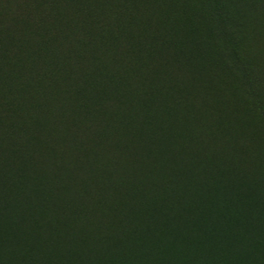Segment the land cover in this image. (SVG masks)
Instances as JSON below:
<instances>
[{
  "label": "trees",
  "instance_id": "trees-1",
  "mask_svg": "<svg viewBox=\"0 0 264 264\" xmlns=\"http://www.w3.org/2000/svg\"><path fill=\"white\" fill-rule=\"evenodd\" d=\"M68 2L65 5L69 17L62 22L59 39L50 41L25 35L22 38L7 33L0 36V130L6 124H14L20 137V147L13 151L11 136L0 134V184L11 182L12 188V194L0 192V264H264V187L246 184L244 175L238 177L246 172H234L233 166L223 171L217 167L219 162L229 159L236 147L235 138L226 130L221 133L219 127L223 124L218 119L214 122L216 138H208L202 131L197 136L199 124L210 114L204 99L199 97L195 102L196 95L180 90L177 84H158L159 65H153L156 61L150 67L136 63L139 52L152 61L162 49L156 50L145 41V35L150 41L154 38L146 26L141 28L137 8L130 5V0ZM76 37L88 58L80 51L73 52ZM101 56L106 57L105 62ZM84 62L89 65L86 70ZM67 64L71 65L70 71L78 70L82 85L70 81ZM75 89L90 92L89 107L83 108L85 116L92 112L110 116L108 124L95 127V136L109 132V141L115 142L118 138L114 120L123 125L125 139L120 141L130 156L117 159L115 171L126 177L143 160L156 157L162 168L181 169L192 182L193 197L187 202L199 209L196 217L177 220L175 212L185 213L187 195L186 190L174 187L173 179L179 174L171 168L166 191L172 185L175 192L159 206L147 210L148 218H144L143 212L138 218L130 212L123 214L127 225L117 233L106 234L99 242L84 229L79 239L82 250L72 249L75 232L70 228L61 246L54 236H47L41 244L40 236L47 234L46 223L40 217L42 207L33 204L29 191L20 184L34 175L21 174L18 167L34 165L37 147L33 149V135L27 131L31 123L56 126L57 122L52 124L51 120L63 106L54 98L58 95L62 100L60 93L74 95ZM134 112L140 115L139 122L134 120ZM167 119L176 128L167 129ZM179 129L189 137L183 140L184 157H179L173 145L182 142L177 134ZM35 134L40 131L36 129ZM155 141L162 146H153ZM5 147L8 148L2 152ZM133 149L138 153L131 161ZM202 159L205 164L200 163ZM198 168L200 172H196ZM232 172L238 176L230 179ZM64 176V172H59L50 176L53 183L34 185V194L44 193L47 187H61L58 184L62 183L57 181L62 182L60 178ZM258 197L263 208L255 213L253 221L243 208ZM131 219L136 221L132 223L135 231L129 228ZM136 233L145 236L138 245L133 242ZM258 233L263 236L254 242Z\"/></svg>",
  "mask_w": 264,
  "mask_h": 264
},
{
  "label": "rangeland",
  "instance_id": "rangeland-1",
  "mask_svg": "<svg viewBox=\"0 0 264 264\" xmlns=\"http://www.w3.org/2000/svg\"><path fill=\"white\" fill-rule=\"evenodd\" d=\"M68 1L0 0V36L3 38L7 33L22 38L25 35L57 40L62 22L69 17V9L65 5ZM130 1V5L137 8L141 28L146 26L154 38L150 41L145 35V41L156 50L162 49L152 61L139 52L136 63L146 67L156 61L153 65H159L158 84H177L180 90L195 94V102L199 97L203 98L210 114L199 124L197 136L202 131L206 137L216 138L214 122L218 119L223 124L219 127L221 133L228 131L226 133H230L236 141L229 159L219 162L218 169L223 171L233 166L236 169L234 172L244 171L246 174L238 176L232 172L230 179L244 175L246 184L264 187V0ZM78 40L76 37L73 52L74 49L82 52ZM92 51L90 47L89 52ZM86 56L88 58L89 55ZM101 58L106 61V57ZM162 64L168 66L163 67ZM71 65L65 67L71 73L70 81L73 85H82L80 73L76 69L70 71ZM84 66V70L89 68L85 62ZM60 95L62 100L58 95L54 99L62 102L63 109L55 112L51 120L57 125L31 123L27 129L33 135V149L37 147L34 165L24 167L20 164L18 167L21 174L34 175V179L28 177L20 184L25 191H29L28 197L33 204L42 207L40 217L42 223H46L47 234L40 236L41 244L47 236H54L61 246L65 232L70 228L75 232L72 249L82 250L80 240L84 229L87 233L92 232V238L99 242L106 234L117 233L120 227L127 225L126 220L125 224L123 222V214L130 212L138 218L143 212L144 218H148L146 211L153 205L159 206L164 198L175 192L176 187L186 190V202L193 197L192 182L182 174L181 169L171 166L162 168L157 157L143 160L129 175L121 177V173L115 171V162L130 155L121 142L125 137L120 120H114L117 141L110 142L109 132L95 136V127L108 124L110 116L93 112L89 116L84 115L83 108L89 107L90 92H77L75 89L74 95ZM132 114L139 122L140 115L136 112ZM167 120V129L176 128L170 119ZM13 125H4L0 134L11 136L10 142L15 144L11 150L17 151L20 147L17 139L20 137ZM36 129L40 131L39 135L35 134ZM177 134L182 142L176 141L173 145L179 157H184L183 140H187L188 134L181 129L177 130ZM160 143L155 141L153 146L158 148L162 146ZM130 151L133 152L132 161L138 150ZM203 160L201 164H205ZM7 166L3 167L5 171ZM112 167L114 169L110 171ZM144 167L147 169L142 173L137 172ZM171 168L179 177L173 179L175 188L169 185L166 191ZM59 172L65 175L60 178L62 182L57 181L62 183L58 184L61 187H47L44 193L34 194V185L46 181L53 183L50 176ZM11 189V182L0 184V192L12 194ZM259 199L252 198L250 205L243 208L253 221L257 217L255 213L263 208ZM198 210L187 202L185 213L176 211L175 216L182 222L196 217ZM133 222L136 221L131 219L129 228L135 231ZM259 233L254 236L257 238L254 242H258L264 232L261 236ZM144 237V234L136 233L134 244H140Z\"/></svg>",
  "mask_w": 264,
  "mask_h": 264
}]
</instances>
